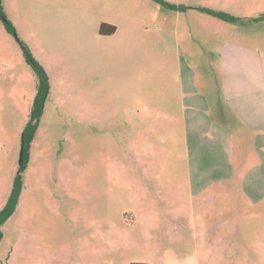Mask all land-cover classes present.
Listing matches in <instances>:
<instances>
[{"label":"rangeland","instance_id":"374dc122","mask_svg":"<svg viewBox=\"0 0 264 264\" xmlns=\"http://www.w3.org/2000/svg\"><path fill=\"white\" fill-rule=\"evenodd\" d=\"M163 1L176 8L154 0H71L67 10L79 7L73 21L125 30L53 53L56 44L29 25L42 16L52 23L68 18L6 0L7 18L53 85L18 204L0 228V264H264V189L219 179L199 188L185 167L174 111L161 103L162 92L167 97L180 86V63L198 86L213 83L211 42L248 23H223L200 8L249 19L264 15V0ZM35 87L0 20V209L17 172Z\"/></svg>","mask_w":264,"mask_h":264},{"label":"crops","instance_id":"0c3cea01","mask_svg":"<svg viewBox=\"0 0 264 264\" xmlns=\"http://www.w3.org/2000/svg\"><path fill=\"white\" fill-rule=\"evenodd\" d=\"M18 1L21 6L30 9H33L32 5H45L52 14L61 13V16L68 18L69 21L52 23L49 20L48 23L42 16L35 20V25H29L40 40L56 44L53 53L65 48L77 51L71 45L114 39L125 30L113 23L73 21L72 18L79 17L76 12L79 7L67 10L66 6L72 3L71 0ZM10 4L11 0L8 2ZM6 5V0H3L4 11ZM101 25H105L108 31L112 27L114 32L107 36L100 35ZM221 27H224L221 23L217 24L216 31ZM17 34L32 52L28 38L20 37L18 31ZM213 41H216L211 42L216 68L214 82L204 81L206 88L198 86L196 75L180 63V86L173 90V95L165 97L162 92L161 103L171 112L174 111L170 119L180 125L184 136L185 167L194 174L190 179L196 181L199 188H207L210 182L219 179L229 183L238 181L245 189H264V20L247 23L233 37ZM159 45L164 46L165 43L159 42ZM36 60L44 67L41 60ZM44 69L49 76L51 89L53 79ZM199 174H208L209 177ZM214 174H218V177H214Z\"/></svg>","mask_w":264,"mask_h":264},{"label":"trees","instance_id":"16d2710c","mask_svg":"<svg viewBox=\"0 0 264 264\" xmlns=\"http://www.w3.org/2000/svg\"><path fill=\"white\" fill-rule=\"evenodd\" d=\"M154 1L170 9L176 8L175 6H172L163 0H154ZM200 11L205 13L206 15L230 23H237L240 21L254 23L264 20V15L251 17L249 19H240V18L232 17L221 11H216L212 9L200 8ZM0 20L2 21L5 32L13 35L16 38L19 48L22 52V55L26 60L27 64L29 65L32 77L35 79L36 82L35 93L31 105V109L27 116V122L22 131L23 161L17 167V172L15 173L12 179V183L6 201L3 207L0 209V228H1L2 225L14 214V211L18 204L19 197L22 193L23 172L26 168V165L29 162V146L33 141L34 134L37 130L38 123L43 112V105L50 94V80L44 67L39 63L38 60L34 58L29 46L19 38L13 23L7 18L4 11L3 0H0ZM105 27H106L105 25L100 26L99 29L100 35L107 36V35H111L114 32V29L112 27H110L109 31ZM1 236L2 233L0 231V240H1Z\"/></svg>","mask_w":264,"mask_h":264},{"label":"water","instance_id":"95a60500","mask_svg":"<svg viewBox=\"0 0 264 264\" xmlns=\"http://www.w3.org/2000/svg\"><path fill=\"white\" fill-rule=\"evenodd\" d=\"M21 149H20V154H19V161H18V165L22 163L23 161V139L21 138Z\"/></svg>","mask_w":264,"mask_h":264}]
</instances>
